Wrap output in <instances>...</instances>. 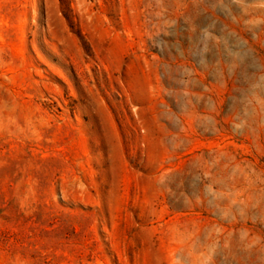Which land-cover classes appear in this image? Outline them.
Here are the masks:
<instances>
[{"label":"rangeland","instance_id":"obj_1","mask_svg":"<svg viewBox=\"0 0 264 264\" xmlns=\"http://www.w3.org/2000/svg\"><path fill=\"white\" fill-rule=\"evenodd\" d=\"M0 264H264V0H0Z\"/></svg>","mask_w":264,"mask_h":264}]
</instances>
